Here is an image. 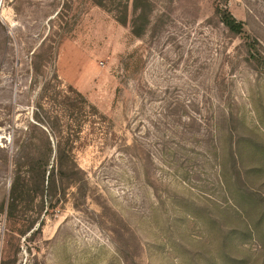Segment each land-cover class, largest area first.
<instances>
[{
  "label": "rangeland",
  "instance_id": "374dc122",
  "mask_svg": "<svg viewBox=\"0 0 264 264\" xmlns=\"http://www.w3.org/2000/svg\"><path fill=\"white\" fill-rule=\"evenodd\" d=\"M149 1L136 37L133 0L126 25L91 0H0V257L264 264V0ZM70 88L100 112L80 134ZM19 176L36 199L9 222Z\"/></svg>",
  "mask_w": 264,
  "mask_h": 264
},
{
  "label": "trees",
  "instance_id": "16d2710c",
  "mask_svg": "<svg viewBox=\"0 0 264 264\" xmlns=\"http://www.w3.org/2000/svg\"><path fill=\"white\" fill-rule=\"evenodd\" d=\"M97 6L104 8L108 12L115 14L117 21L126 25L128 23V14L130 8V0H91ZM133 10L135 12V18L132 21V32L136 37L142 36L149 24V17L151 14V3L149 0H133L132 3ZM222 22L227 26L233 33H241L243 31L244 24L239 22L231 14L225 13L222 16ZM70 92L75 94V97H70L69 95L65 96L62 104L65 111V116L75 120L77 129L75 132L80 134L82 132L83 124H85L86 117L91 113L93 116H99L100 112L98 108L91 104L89 100L80 92L70 88ZM91 110V111H90ZM43 126L44 124L41 123ZM68 131L74 130L71 125L66 127ZM45 131L52 135L53 128H46ZM55 133V132H54ZM62 133V132H61ZM48 141V154L50 157L54 154V147L47 135ZM75 143L70 141H56V169L60 175H72L74 174V164L72 161L75 160L73 154V148ZM69 153V154H68ZM54 168V166H53ZM47 170L43 172V175L46 174ZM43 181V188L45 187ZM50 182H48L49 184ZM40 188L42 186H39ZM35 196L33 193V187L30 180L27 177L19 176L15 178L10 191V199L7 204L2 208V212L6 213V220L11 221L16 218V215L19 213L25 214L29 212V207L35 201ZM1 212V213H2ZM0 264H17L16 260H12L9 257H0Z\"/></svg>",
  "mask_w": 264,
  "mask_h": 264
}]
</instances>
